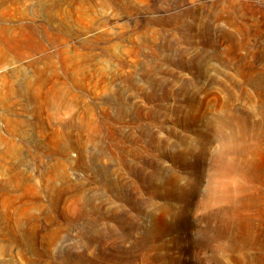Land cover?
Wrapping results in <instances>:
<instances>
[{
  "label": "rangeland",
  "instance_id": "obj_1",
  "mask_svg": "<svg viewBox=\"0 0 264 264\" xmlns=\"http://www.w3.org/2000/svg\"><path fill=\"white\" fill-rule=\"evenodd\" d=\"M223 116L264 138V0H0V264H264V184L226 256L196 206Z\"/></svg>",
  "mask_w": 264,
  "mask_h": 264
},
{
  "label": "bare ground",
  "instance_id": "obj_2",
  "mask_svg": "<svg viewBox=\"0 0 264 264\" xmlns=\"http://www.w3.org/2000/svg\"><path fill=\"white\" fill-rule=\"evenodd\" d=\"M227 123L228 122L226 120V116H223L222 119L219 121L218 126L214 127L216 131H213V133L217 134V137H218L217 139L219 140L220 147H219V150H217V152L215 151L216 154L213 155V158H212L213 162L210 161V163H213V165H211L212 167H211L210 171L208 168V171H209V173L207 175L208 182H207V187H206L203 199L198 203V205H196L199 210H208L209 211V216H208V221H209L208 224L209 225L206 223V225H208V227H207L208 229H211V226H213L210 224H214V223L217 224V227L215 229L214 238L211 239L209 243L211 246L215 240L216 245L214 248H216L217 252L215 250H213V251H214V253L216 252L215 254L219 255V257H220V255L224 256V254H225V256H226V254H232L239 247V244H238V241H239L238 228H237L238 222L240 219L239 218L240 217V205H239V201H238L239 195L252 190V188H249V186H247V184H250L253 187L254 192H256V191L258 192L257 186L264 184V167L259 169L258 171L254 172V173L251 172L250 166H251L252 160H251V158H248L249 155H251L252 157H255L256 155L261 154V158L264 159V157H263L264 156V138L262 140H260L259 139L260 137L256 138L255 136L253 137L251 135L250 136L249 135H246V136L245 135H239V137H236L235 134L233 133L234 128L229 127V125H226ZM225 128H227L230 132L226 133L224 130ZM235 130H237V129H235ZM247 136H249V138H247ZM239 138H242L243 141L240 140ZM204 140H206V138ZM253 141H256V142H253ZM199 142L201 145V141H199ZM185 145H186V143H185ZM198 145H199V143H198ZM187 149H189L188 150V153H189L191 151L190 145H189V147H187ZM203 150H204V148H203ZM203 150H199L200 153H204ZM183 154L184 153H182V155ZM173 158H175V157H173ZM197 169H198V167H197ZM189 177H190V175H189ZM175 180H177V179H175ZM191 180H193V179L191 178ZM194 188H196V186H194ZM259 191H260V189H259ZM254 199H252V200H254ZM252 200H250V201H252ZM250 201H249V203H250ZM259 201H262V200H259ZM246 202H247V200H246ZM254 202L256 203V201H254ZM255 203H254V205H255ZM259 203H261V202H259ZM250 206L253 207V205H250ZM189 207H190V205H189ZM251 207L249 209H251ZM255 207H258V206H255ZM189 209H191V208H189ZM263 211L261 208V209H257V212H255V213L260 218L264 213ZM103 218H104V216H103ZM203 221H204V219H203ZM262 233H264V231ZM226 237H228V240ZM263 239H264V237H263ZM224 240H226L227 242L225 243ZM261 240H260V243H261ZM252 243H253V241H252ZM259 246H261V244ZM202 248H203V246H202ZM199 250H200V248H199ZM204 251H205V249H204ZM193 256H194V254H193ZM219 257H218V259H219ZM214 261H216V260H214Z\"/></svg>",
  "mask_w": 264,
  "mask_h": 264
}]
</instances>
